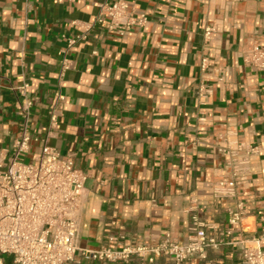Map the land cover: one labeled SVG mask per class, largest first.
<instances>
[{
  "label": "crops",
  "instance_id": "0c3cea01",
  "mask_svg": "<svg viewBox=\"0 0 264 264\" xmlns=\"http://www.w3.org/2000/svg\"><path fill=\"white\" fill-rule=\"evenodd\" d=\"M114 1L0 0V147L20 133L12 87L28 82L39 140L26 159L47 136L88 173L80 248L156 244L166 234L186 243L197 216L222 244L191 264H244L240 241L257 245L264 228V70L246 60L255 44L264 47V0H127L146 23L125 35L106 21L87 30L99 3ZM230 152L246 161L235 193L224 196L215 189L232 178ZM231 210L242 212L240 226L230 224ZM67 264L171 261L78 252Z\"/></svg>",
  "mask_w": 264,
  "mask_h": 264
},
{
  "label": "built area",
  "instance_id": "2783aa9c",
  "mask_svg": "<svg viewBox=\"0 0 264 264\" xmlns=\"http://www.w3.org/2000/svg\"><path fill=\"white\" fill-rule=\"evenodd\" d=\"M105 21L109 30L125 35L134 26L146 23L148 17L131 8L127 0L102 2L99 3L95 22L88 24L86 29ZM214 30V26H207L205 35L209 38ZM86 37L87 34L83 33L70 38L68 46ZM246 60L259 70H264V47L255 44ZM66 61L64 69L69 67ZM208 65L209 59L203 57L202 67ZM12 88L19 96L17 113L20 133L13 140L11 148L0 147V264H3L5 256L12 257L15 264H67L76 260L78 252L86 259L128 261L136 255L153 262L156 257L167 256L171 264H191L194 258L203 256L208 248H218L222 244L218 236L210 234L206 225L194 216L191 225L193 234L186 243H179L166 234L156 244L142 243L96 250L80 248L79 221L88 173L74 164L71 155L63 156L55 146L50 145L47 136L42 139L37 153L31 159H26L25 154L30 151L32 142L39 140L31 133L34 98L29 95L28 82L23 81ZM203 90L208 91V88L202 85L200 91ZM61 98L58 92L57 100ZM49 115L50 126L57 127L56 106L50 109ZM222 150L228 152L224 148ZM245 161H239L230 152L228 164L232 168V178L218 183L215 189L217 194L225 196L235 193ZM242 218L241 211H230L231 225L240 226ZM261 221L264 227V215ZM255 240L257 245L240 241L244 264H264V228Z\"/></svg>",
  "mask_w": 264,
  "mask_h": 264
},
{
  "label": "trees",
  "instance_id": "16d2710c",
  "mask_svg": "<svg viewBox=\"0 0 264 264\" xmlns=\"http://www.w3.org/2000/svg\"><path fill=\"white\" fill-rule=\"evenodd\" d=\"M3 264H15V263H14L12 257H10V256H5V257H4V262H3Z\"/></svg>",
  "mask_w": 264,
  "mask_h": 264
}]
</instances>
